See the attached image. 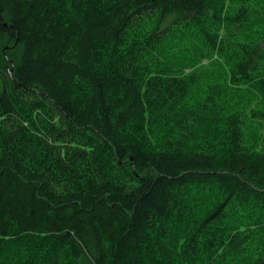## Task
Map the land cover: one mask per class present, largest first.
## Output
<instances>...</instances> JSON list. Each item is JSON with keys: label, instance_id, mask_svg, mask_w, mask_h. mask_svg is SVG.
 <instances>
[{"label": "trees", "instance_id": "16d2710c", "mask_svg": "<svg viewBox=\"0 0 264 264\" xmlns=\"http://www.w3.org/2000/svg\"><path fill=\"white\" fill-rule=\"evenodd\" d=\"M0 264H264V0H0Z\"/></svg>", "mask_w": 264, "mask_h": 264}]
</instances>
